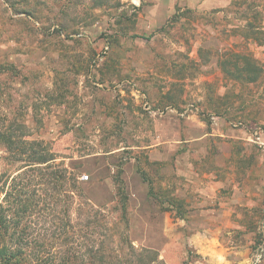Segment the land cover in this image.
<instances>
[{
    "label": "rangeland",
    "instance_id": "obj_1",
    "mask_svg": "<svg viewBox=\"0 0 264 264\" xmlns=\"http://www.w3.org/2000/svg\"><path fill=\"white\" fill-rule=\"evenodd\" d=\"M0 117L80 186L28 223L34 264H264V0H0Z\"/></svg>",
    "mask_w": 264,
    "mask_h": 264
},
{
    "label": "trees",
    "instance_id": "obj_2",
    "mask_svg": "<svg viewBox=\"0 0 264 264\" xmlns=\"http://www.w3.org/2000/svg\"><path fill=\"white\" fill-rule=\"evenodd\" d=\"M231 56L234 58L229 63L233 68L230 70L225 66V72L229 76L245 79V75H250L248 80L256 78H252V74L259 72L256 64L242 54L233 53ZM225 64L224 62L222 65ZM24 129L25 125L13 118L7 121L0 117V145L6 148L7 163L24 161V165L17 169L21 170L15 171L17 173L14 172L11 178L12 191L6 192L3 203L0 204V264H34L31 251H27L32 234L28 223L38 216L53 221L59 212L57 204L70 199L73 192L80 191L75 177L65 176V170L54 162L55 156L43 140L26 139ZM62 212L66 215L67 208L64 207ZM131 253L136 256V264H165L157 259V253L150 248H144L139 253L131 249ZM97 254L99 260L94 263L78 261L76 254L62 253V260L57 264H133L130 260L126 263L121 261L118 250L108 253L109 258L104 257L101 252Z\"/></svg>",
    "mask_w": 264,
    "mask_h": 264
},
{
    "label": "built area",
    "instance_id": "obj_3",
    "mask_svg": "<svg viewBox=\"0 0 264 264\" xmlns=\"http://www.w3.org/2000/svg\"><path fill=\"white\" fill-rule=\"evenodd\" d=\"M81 178H84V179H86V178H87V175H84V176L82 175V176H81Z\"/></svg>",
    "mask_w": 264,
    "mask_h": 264
}]
</instances>
